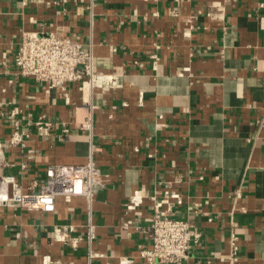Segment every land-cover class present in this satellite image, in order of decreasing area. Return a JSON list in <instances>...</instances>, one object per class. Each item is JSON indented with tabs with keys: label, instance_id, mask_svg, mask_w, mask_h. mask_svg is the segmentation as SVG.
Listing matches in <instances>:
<instances>
[{
	"label": "crops",
	"instance_id": "obj_1",
	"mask_svg": "<svg viewBox=\"0 0 264 264\" xmlns=\"http://www.w3.org/2000/svg\"><path fill=\"white\" fill-rule=\"evenodd\" d=\"M24 30H56L92 46L96 70L119 74L120 85L68 82L48 91L18 75ZM15 108L30 132L24 148L9 143ZM91 109L92 138L80 127ZM0 112L8 163L0 174L24 186L43 181L49 164L85 162L92 141L108 178L91 207L81 196L58 197L48 212L0 202V264H43L45 255L90 264L87 240L72 249L55 237L64 224L86 236L90 208L91 264H149L140 248L150 244L156 205L203 231L182 264H226L234 222L241 263L264 264V0H0ZM42 114L54 122L45 134L34 123ZM138 192L144 200L130 209Z\"/></svg>",
	"mask_w": 264,
	"mask_h": 264
},
{
	"label": "built area",
	"instance_id": "obj_2",
	"mask_svg": "<svg viewBox=\"0 0 264 264\" xmlns=\"http://www.w3.org/2000/svg\"><path fill=\"white\" fill-rule=\"evenodd\" d=\"M191 24L184 30L185 35H190ZM139 64V58L134 59ZM16 72L20 76L30 77L38 82H43L50 91L53 88L63 87L68 82H88L90 87L101 86L110 88L119 86V74L112 72H99L95 67V55L92 46H87L78 39L60 34L56 30H24L15 55ZM10 83H13L11 80ZM68 100V99H67ZM16 108L11 110L12 132L9 137L11 145L26 146V137L30 132L21 128V119L17 117ZM5 115L0 112V117ZM261 121V120H260ZM40 134L48 133L53 123L42 114L34 121ZM63 132L68 130L67 122L62 120ZM82 129L88 130L91 138L94 134L93 111L80 123ZM63 135V134H61ZM60 135V136H61ZM63 136H61L62 138ZM95 146L91 141L90 153L83 163H52L45 169V179L33 178L24 186L19 177L11 173L0 174V202L18 203L27 211H53L56 209L58 197L70 200L73 196L87 198L90 207L96 186H104L108 178L103 173L94 158ZM33 155L28 154L27 158ZM8 164L2 161V147L0 143V166ZM30 166L29 160L21 163L23 170ZM24 174V173H23ZM8 185L11 195L5 194L2 188ZM5 194V196H4ZM171 198L182 202L179 192H172ZM144 200L143 193L132 195L128 205L130 209L137 208ZM171 206L167 209L156 205L151 216V222L145 229L146 237L150 244L140 248V255L149 264L176 263L182 264L189 257V252L194 244L203 239V231L197 228L191 218L175 217L171 214ZM92 209L89 211L87 234H74L78 227L74 224H64L55 228V237L58 241L75 249L81 241L87 240L89 244L88 259L91 264L97 256L93 248L96 236V224L92 221ZM237 222L232 224L229 233L228 251L222 256L226 264L241 263L240 236L235 231ZM211 262V260L209 261ZM43 264H62L54 261L50 255L43 257Z\"/></svg>",
	"mask_w": 264,
	"mask_h": 264
}]
</instances>
